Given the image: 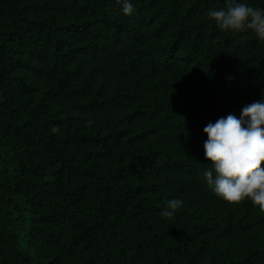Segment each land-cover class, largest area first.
I'll list each match as a JSON object with an SVG mask.
<instances>
[{
    "label": "trees",
    "instance_id": "trees-1",
    "mask_svg": "<svg viewBox=\"0 0 264 264\" xmlns=\"http://www.w3.org/2000/svg\"><path fill=\"white\" fill-rule=\"evenodd\" d=\"M229 2L0 0V264H264V210L203 177V128L264 99Z\"/></svg>",
    "mask_w": 264,
    "mask_h": 264
},
{
    "label": "clouds",
    "instance_id": "clouds-1",
    "mask_svg": "<svg viewBox=\"0 0 264 264\" xmlns=\"http://www.w3.org/2000/svg\"><path fill=\"white\" fill-rule=\"evenodd\" d=\"M117 3L125 15L133 13L131 0ZM207 15L221 31L237 34L250 30L264 40V8L230 0L226 8L209 10ZM203 132L207 135L204 157L212 166L203 172L206 186L228 203L247 199L264 210V99L243 106L239 118L227 114L208 122ZM182 204L179 198L169 199L161 216L173 218Z\"/></svg>",
    "mask_w": 264,
    "mask_h": 264
}]
</instances>
